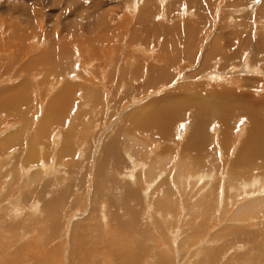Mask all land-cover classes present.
Segmentation results:
<instances>
[{
  "label": "rangeland",
  "instance_id": "rangeland-1",
  "mask_svg": "<svg viewBox=\"0 0 264 264\" xmlns=\"http://www.w3.org/2000/svg\"><path fill=\"white\" fill-rule=\"evenodd\" d=\"M263 79L264 0H0V264H264Z\"/></svg>",
  "mask_w": 264,
  "mask_h": 264
},
{
  "label": "bare ground",
  "instance_id": "bare-ground-1",
  "mask_svg": "<svg viewBox=\"0 0 264 264\" xmlns=\"http://www.w3.org/2000/svg\"><path fill=\"white\" fill-rule=\"evenodd\" d=\"M162 1V0H161ZM165 1V0H164ZM136 3V2H135ZM3 6V5H2ZM133 7V6H132ZM136 8V7H135ZM134 8V9H135ZM183 10V9H182ZM16 13V12H15ZM17 14V13H16ZM185 14V13H184ZM11 15V14H10ZM16 16V15H15ZM132 17V16H131ZM141 18V17H140ZM103 20V19H102ZM177 21V20H176ZM41 23V22H40ZM160 23V22H159ZM6 25V24H5ZM105 25V24H104ZM144 25V24H143ZM196 25V24H195ZM6 26H8V25H6ZM163 26H158V25H155V24H152V26H149V28H151V29H153L155 32H160V30L161 29H163L162 28ZM192 27H194V26H192ZM4 28V27H3ZM10 28V27H9ZM106 28V27H105ZM104 28V29H105ZM11 29H13V28H11ZM23 29V28H22ZM238 29V28H237ZM108 30V29H107ZM13 31H14V29H13ZM153 31V32H154ZM20 32V31H19ZM100 32H102V30L100 31ZM107 33V32H106ZM46 37L48 36V35H45ZM258 36V35H257ZM39 38L41 39V35H39ZM72 42H74V41H72ZM75 43V42H74ZM231 43V42H230ZM247 43V42H246ZM246 43H245V45H246ZM14 44V43H13ZM256 44V43H255ZM247 46V48L248 47H250V44H248V45H246ZM206 47V46H205ZM252 47V46H251ZM263 48V47H262ZM210 49V48H209ZM249 49V48H248ZM256 49H258L257 48V46H256ZM182 50V49H181ZM252 50V49H251ZM179 51V50H178ZM178 51H176V52H178ZM183 51V50H182ZM237 51V50H236ZM250 51V50H249ZM252 52L253 53H255L253 50H252ZM182 54V53H181ZM244 54H246V53H244ZM243 54V55H244ZM257 54H259V52H257ZM81 55V54H80ZM182 55H184V54H182ZM235 56V55H234ZM248 56V55H247ZM182 57V56H181ZM242 58V57H241ZM258 58V57H257ZM52 60H54V59H52ZM51 60V61H52ZM244 60V59H243ZM27 61V60H26ZM29 61H31V60H29ZM28 62V61H27ZM26 62V63H27ZM250 62V61H249ZM246 63V62H245ZM36 64V63H35ZM81 64H84V63H81ZM24 65H27V64H24ZM28 65H30L29 63H28ZM63 65V64H62ZM67 64H65V66H66ZM64 66V65H63ZM69 68H72L71 66H69L68 67V69ZM232 68V67H231ZM61 69H63V68H61ZM152 70V69H151ZM149 71V70H148ZM153 71V70H152ZM151 71V72H152ZM61 71H59V73H60ZM151 72L149 73V76L151 75ZM229 72V71H228ZM5 73V72H4ZM64 73V72H63ZM78 73H79V71H78ZM126 73V72H125ZM124 73V74H125ZM6 74V73H5ZM15 74V73H14ZM61 74V73H60ZM166 74V73H165ZM17 75V74H16ZM152 76H153V73H152V75L150 76L151 78H152ZM153 78H155V77H153ZM264 80V79H263ZM156 81V80H155ZM152 81H150V83H151ZM158 82V81H157ZM156 82V83H157ZM68 84V83H67ZM129 84V83H128ZM151 84H153V83H151ZM155 85V84H154ZM157 85V84H156ZM144 87V86H143ZM264 88V87H263ZM261 91V90H260ZM7 96V95H6ZM95 97V96H94ZM264 98V97H263ZM95 99V98H94ZM17 100V99H16ZM100 100H101V98H100ZM103 100V99H102ZM63 101V100H62ZM22 102V101H21ZM258 102V101H257ZM63 103V102H62ZM255 103V102H254ZM10 104V103H9ZM55 104V103H54ZM15 105V104H14ZM16 106V105H15ZM64 106H66V107H68L69 108V105L67 106V105H64ZM242 106H243V104H242ZM241 106V107H242ZM17 107V106H16ZM52 107V106H51ZM10 108V107H9ZM63 108V107H62ZM62 108H60V109H62ZM67 108V109H68ZM1 109V108H0ZM52 109V108H51ZM108 109V108H107ZM255 109V108H254ZM64 109H62V111H63ZM207 110V111H206ZM234 110V111H233ZM236 110V111H235ZM249 109H241L240 108V105L239 106H234V107H229V108H227V109H225V110H221V111H216V110H211V109H205V108H202V109H200L199 107H196V108H194L193 109V111H192V119L194 120V118H195V122L193 121V124L191 125V131L189 132V135L187 136V138L185 139V140H189L192 144H193V147L194 148H196L198 151H201V148L203 147V145H202V139H201V134H199V136H198V139L196 140L195 139V135L197 134L198 135V132H203V129H204V127L206 128V126L209 124V122H212V120L213 119H216L217 121H219V122H221L222 124H225L226 126H228L227 124H229L232 120L234 121V120H236V119H233L234 117H235V113L236 112H245V111H248ZM12 111H13V109H12ZM19 111V110H18ZM17 111V112H18ZM58 111H61V110H58ZM17 112L15 111V113L17 114ZM65 112V111H64ZM63 112V113H64ZM256 112H258V111H256ZM255 111H252V109L251 110H249L248 111V114L249 115H247L248 117H250L251 118V120H252V124H254L253 126H255V131H257L258 133H257V138H254L253 139V141H251L250 140V142H253L254 144H253V148L255 149V155H261L262 153H263V150H264V146H263V143H264V141H262V136H264L263 135V133H264V113H262L261 111H259L258 112V114H255L256 113ZM261 112V113H260ZM55 113V112H54ZM61 113V112H60ZM63 113H61V114H63ZM18 114H19V112H18ZM58 113H56V115H57ZM191 114V113H190ZM247 114V113H246ZM103 115V114H102ZM146 114H145V112L144 111H142L140 114L138 113V116H137V124H139V123H142L143 122V118H144V116H145ZM181 115V113H179V112H177V111H175V110H171V111H169L168 113H166V114H164L162 117H159V119H157V125H158V128H159V130L161 131L160 133H162V135L163 136H169L170 135V129L172 128V126L174 125V124H176V123H178V119L179 118H181L182 116H180ZM251 115V116H250ZM188 117H191V116H188ZM237 117V116H236ZM109 119V118H108ZM248 119V118H247ZM52 120V119H51ZM57 120V119H56ZM240 120V119H239ZM53 121H55V120H53ZM61 121V120H60ZM67 121V120H66ZM184 121V120H183ZM238 121V120H237ZM54 123H56V121L54 122ZM53 123V124H54ZM10 124V123H9ZM67 124V123H66ZM246 124V123H245ZM150 125H152V124H150ZM149 125V126H150ZM156 125V126H157ZM210 125V124H209ZM224 125V126H225ZM230 125V124H229ZM139 126V129L143 126V125H138ZM152 126H154V125H152ZM232 126V125H231ZM230 126V127H231ZM239 126V125H238ZM249 126V125H248ZM69 127V126H68ZM96 127V126H95ZM210 127V126H209ZM223 127V126H222ZM249 127H252L251 126V124H250V126ZM154 128V127H153ZM152 128V129H153ZM175 128H177V127H175ZM228 128V127H227ZM227 128H225L226 130L225 131H227ZM70 128H68V130H69ZM99 129V128H98ZM152 129H148L147 128V131L148 130H150V131H152ZM155 129V128H154ZM178 129V128H177ZM183 129V128H182ZM250 130H251V128H249ZM221 130H223V129H221ZM230 130H232V129H230ZM63 131V130H62ZM228 131H229V129H228ZM18 132V131H17ZM175 132V134H176V130L174 131ZM178 132V131H177ZM230 133H231V131H229ZM250 132V131H249ZM64 133H66V132H64ZM99 133V132H98ZM204 133V132H203ZM225 133V132H224ZM252 133H253V131H252ZM68 134V133H67ZM66 134V135H67ZM70 134V133H69ZM84 134V133H83ZM174 134V133H173ZM172 134V135H173ZM174 134V135H175ZM188 134V133H187ZM177 135V134H176ZM180 135H181V133H180ZM196 135V136H197ZM225 135V134H224ZM247 135V134H246ZM256 135V134H255ZM206 135H204V137H205ZM209 136V135H208ZM247 136H249V135H247ZM252 136H253V134H252ZM97 137V136H96ZM211 137H213V136H211ZM220 137V136H219ZM224 137V136H223ZM226 137V136H225ZM232 136H230V138H231ZM1 139V138H0ZM141 140V139H140ZM201 140V141H200ZM203 140H205V139H203ZM223 140V139H222ZM21 141V140H20ZM142 141V140H141ZM188 141V142H189ZM249 140H247V142H248ZM130 142V141H129ZM137 142V141H136ZM187 142V141H186ZM128 144V143H127ZM126 144V145H127ZM140 144V143H139ZM229 144V143H228ZM187 145H188V143H187ZM205 145V144H204ZM224 145V144H223ZM227 145V144H226ZM246 145H247V143H246ZM246 145H245V147H246ZM249 145V144H248ZM251 145V144H250ZM69 146V145H68ZM184 146H186V145H184ZM190 146V145H189ZM231 146H232V144H231ZM252 146V145H251ZM251 146H249V147H251ZM135 147V146H134ZM188 147V146H187ZM187 147H184L185 149H187ZM192 147V146H191ZM237 147V146H236ZM239 147H241V146H239ZM244 147V146H243ZM242 147V148H243ZM248 147V148H249ZM65 148V147H64ZM126 148H127V146H126ZM205 148V147H204ZM66 149V148H65ZM107 149V148H106ZM196 149H195V151H196ZM226 149H228V147L227 148H225V150ZM8 150V149H7ZM61 150V149H60ZM67 150V149H66ZM113 151H114V149H112ZM191 151H193L192 149H190ZM244 150V149H243ZM253 150V149H252ZM247 151V150H246ZM245 151V152H246ZM190 152V151H189ZM197 152V151H196ZM242 152V151H241ZM240 152V153H241ZM245 152H244V154H245ZM67 153V152H66ZM193 153H195V152H193ZM243 153V152H242ZM51 154V153H50ZM57 154H58V152H57ZM68 154H70V153H68ZM132 154V153H131ZM157 154V153H156ZM164 155V154H163ZM171 155V154H170ZM169 155V156H170ZM242 155V154H241ZM247 155H248V153H247ZM29 156V155H28ZM103 156V155H102ZM117 156V155H116ZM178 156V155H177ZM176 156V157H177ZM216 156V155H215ZM248 156H250V155H248ZM242 157H243V155H242ZM246 157V156H245ZM259 157V156H258ZM148 158V157H147ZM196 158V157H195ZM251 158V157H250ZM260 158H262V157H260ZM58 159V158H57ZM57 159H56V162H57ZM116 159V158H115ZM151 159V158H150ZM206 159V158H205ZM237 160H238V158H236ZM246 159V158H245ZM240 160V159H239ZM250 160V159H249ZM259 160H261V159H259ZM116 161V160H115ZM247 161V160H246ZM55 162V161H54ZM117 162V161H116ZM119 162V161H118ZM124 162V161H123ZM192 162V161H191ZM242 162V161H241ZM247 162H249V161H247ZM174 163V162H173ZM237 164H238V162H236ZM253 163H255V162H253ZM263 163V162H262ZM114 164V163H113ZM117 164H119V163H117ZM160 164H161V162H160ZM251 164V163H250ZM259 164V163H258ZM43 165H45V163L43 164ZM132 165V164H131ZM207 165V164H206ZM210 165V164H209ZM236 165V164H235ZM240 165V164H239ZM249 165V164H248ZM248 165H246V166H248ZM50 166V165H49ZM96 166V165H95ZM251 166H252V164H251ZM250 166V167H251ZM256 166V165H255ZM42 167V166H41ZM46 167V166H45ZM45 167H43V168H45ZM57 167V166H56ZM159 167V166H158ZM238 167V166H237ZM244 167H245V165H244ZM249 167V166H248ZM247 167V168H248ZM260 167V166H259ZM137 168V167H136ZM142 168V167H141ZM46 169V168H45ZM144 169V168H143ZM232 169H234V168H232ZM250 169V168H249ZM251 169H252V167H251ZM250 169V170H251ZM47 170V169H46ZM49 170H50V168H49ZM48 170V171H49ZM132 170V169H131ZM134 170V169H133ZM249 170V171H250ZM253 170V169H252ZM250 171L251 173H255V172H253V171ZM51 171V170H50ZM149 171V170H148ZM180 171V170H179ZM230 171V170H229ZM228 171V172H229ZM232 171V170H231ZM247 172H248V170H246ZM178 172V171H177ZM182 172V171H181ZM54 173V172H53ZM147 173V172H146ZM170 173H172V171L170 172ZM176 173V172H175ZM250 173V174H251ZM129 174V173H128ZM173 174V173H172ZM180 174V173H179ZM191 174V173H190ZM231 174V173H230ZM250 174H248V176H249V178H250ZM174 175V174H173ZM172 175V176H173ZM177 175V174H176ZM187 175H188V173H187ZM186 175V176H187ZM30 176V175H29ZM171 176V175H170ZM178 176H181V174L180 175H178ZM184 176V175H183ZM185 176V177H186ZM192 176H194V175H192ZM227 176H230V175H227ZM28 177V176H27ZM110 177V176H109ZM129 177H130V175H129ZM174 177H175V175H174ZM193 178V177H192ZM195 178V177H194ZM200 178V177H199ZM234 178V177H233ZM247 178V177H246ZM245 178V179H246ZM27 179V178H26ZM176 179H178V178H176ZM176 179H174V181H176ZM181 179V178H180ZM232 179V178H231ZM185 181L187 180V179H184ZM229 180V179H228ZM155 181V180H154ZM230 181V180H229ZM171 182V181H170ZM202 182V181H201ZM217 182V181H216ZM253 182V181H252ZM125 183V182H124ZM180 183H183V182H180ZM180 183H178V184H180ZM215 183V182H214ZM176 184H177V182H176ZM216 184V183H215ZM228 184V183H227ZM252 183H250V182H248V183H246L245 185H244V187L243 188H245V187H248V188H252V190H256L258 187V185H251ZM221 185V184H220ZM223 185H224V183H223ZM232 185H234V184H232ZM251 185V186H250ZM184 186V185H183ZM172 187H174V186H172ZM214 187V186H213ZM221 187V186H220ZM218 188V187H217ZM224 188V187H223ZM227 188V187H226ZM233 188V187H232ZM8 190V189H7ZM222 190V189H221ZM220 190V191H221ZM224 190V189H223ZM245 190V189H244ZM226 191V190H225ZM242 191H243V189H242ZM246 191H247V189H246ZM211 192V191H210ZM233 192V191H232ZM249 192H251V191H249ZM234 193V192H233ZM8 194V193H7ZM204 194V193H203ZM207 194V193H206ZM225 194V193H224ZM226 194H227V192H226ZM238 194H240V193H238ZM200 195H202V194H200ZM214 195H215V193H214ZM220 195V194H219ZM218 195V196H219ZM241 195H242V193H241ZM245 195H246V193H245ZM261 195H263L262 193H261ZM92 196V195H91ZM97 196V195H96ZM155 196V195H154ZM203 196V195H202ZM226 196V195H225ZM258 196V195H257ZM227 197V196H226ZM201 198V197H200ZM248 198V197H247ZM100 199V198H99ZM112 199V198H111ZM246 200V199H245ZM244 200V201H245ZM249 200H251V199H249ZM248 200V201H249ZM13 201V200H12ZM244 201H242V203L244 204L245 202ZM253 201V200H252ZM257 201H260V200H258L257 199ZM191 202V201H190ZM209 202V201H208ZM223 203H225V200H224V202ZM254 203V202H253ZM70 204V203H69ZM171 204V203H170ZM230 204V203H229ZM255 204V203H254ZM174 205V204H173ZM233 205V204H232ZM250 205V204H249ZM263 205V204H262ZM238 206V205H237ZM244 206H245V204H244ZM248 206V205H247ZM246 206V207H247ZM172 207V206H171ZM174 207V206H173ZM178 207V206H177ZM239 207V206H238ZM238 207H236L235 206V208H238ZM241 207V206H240ZM239 207V209H242V207L240 208ZM94 208V207H93ZM248 208H249V206H248ZM248 208H246V209H248ZM251 208V207H250ZM97 209V208H96ZM175 209V208H174ZM178 209V208H177ZM203 209V208H202ZM239 209H237V210H239ZM258 209H261V208H258ZM235 210V209H234ZM243 210V209H242ZM245 210V209H244ZM90 211H92V208H91V210ZM79 213V212H78ZM85 213V212H84ZM89 213V212H88ZM98 213V212H97ZM105 213V212H104ZM240 213V212H239ZM238 213V214H239ZM103 214V213H102ZM241 214V213H240ZM93 216V215H92ZM240 216V215H239ZM101 217V216H100ZM105 219V218H104ZM116 220V219H115ZM36 221V220H35ZM106 221V220H105ZM158 221V220H157ZM88 222V221H87ZM95 222V221H94ZM78 223V222H77ZM99 223V222H98ZM29 224V223H28ZM104 224V223H103ZM90 225V224H89ZM101 225V224H100ZM127 225H129V224H127ZM156 225V224H155ZM169 225V224H168ZM91 226V225H90ZM106 226V225H105ZM147 226V225H146ZM86 227V226H85ZM84 227V228H85ZM98 227V226H97ZM56 228V227H55ZM133 228V227H132ZM105 229V228H104ZM103 229V230H104ZM102 230V231H103ZM126 230V229H125ZM107 231V230H106ZM123 231V230H122ZM90 232V231H89ZM36 233V232H35ZM117 233V232H116ZM26 234V233H25ZM37 234V233H36ZM98 234H99V232H98ZM111 234V233H110ZM114 234V233H113ZM239 234V233H238ZM242 234V233H241ZM90 235V234H89ZM103 235V234H102ZM129 235V234H128ZM240 235V234H239ZM262 235H264V234H262ZM261 235V236H262ZM243 237V235H240V237ZM32 237V236H31ZM37 237V236H36ZM119 237V236H118ZM98 238V237H97ZM113 238H115V237H113ZM258 238H259V236H258ZM263 238V237H262ZM261 238V239H262ZM51 239V238H50ZM49 239V240H50ZM91 239V238H90ZM99 239V238H98ZM260 238H259V240L261 241H259L260 243H262V240H261ZM25 240V239H24ZM48 240V239H47ZM103 240V239H102ZM118 240H119V238H118ZM264 240V239H263ZM14 241V240H13ZM91 241V240H90ZM96 241H101V240H96ZM116 241V240H115ZM121 241V240H120ZM123 241V240H122ZM50 242V241H49ZM86 242H89L88 240H86ZM109 242V241H108ZM118 242V241H117ZM116 242V243H117ZM171 242V241H170ZM169 242V243H170ZM26 243V242H25ZM32 243V242H31ZM84 242H81V244L80 245H82V247H83V244ZM100 243V242H99ZM98 243V244H99ZM105 243V242H104ZM111 243H112V241H111ZM116 243H115V245L114 246H116ZM259 243V244H260ZM86 244V243H85ZM92 244H94V242L92 243ZM97 244V243H96ZM106 244H107V241H106ZM134 244V243H133ZM88 246H90V244H87ZM111 245V244H110ZM113 245V244H112ZM112 245H111V247L109 246V248H110V250H111V248H112ZM120 245V244H119ZM93 246V245H92ZM106 246V245H105ZM117 246H118V244H117ZM49 247V246H48ZM81 247V248H82ZM24 248V247H23ZM85 248V247H84ZM84 248H82V249H84ZM86 248H87V246H86ZM101 248H102V246H101ZM100 247L98 248V253L101 251H99V249H101ZM109 248H107L106 249V251L107 250H109ZM115 248V247H114ZM27 249V248H26ZM25 249V250H26ZM54 249V248H53ZM52 249V250H53ZM102 249H104V248H102ZM113 249V248H112ZM121 249V248H120ZM51 250V251H52ZM86 250V249H85ZM89 250V249H88ZM92 250V249H91ZM113 250H115V249H113ZM130 250V249H129ZM226 250V249H225ZM224 250V251H225ZM83 251V250H82ZM131 251V250H130ZM90 252V251H89ZM92 252H94L93 250H92ZM102 252V251H101ZM114 252H116V250L114 251ZM117 252H118V257H120L121 255H123L121 252V255H119L120 253H119V249H117ZM30 253V252H29ZM70 253V252H69ZM104 253V252H103ZM126 253H128V252H126ZM129 255V254H128ZM113 256V255H112ZM82 257H84V256H82ZM99 257V256H98ZM124 257V256H123ZM241 257V256H240ZM243 257V256H242ZM65 258V257H64ZM111 258V257H110ZM113 258V257H112ZM236 258V257H235ZM22 259V258H21ZM66 259V258H65ZM83 259V258H82ZM102 259V258H101ZM114 259V258H113ZM120 259V258H119ZM127 259V258H126ZM149 259V258H148ZM237 259V258H236ZM242 259V258H241ZM39 260V259H38ZM48 260V259H47ZM51 260V259H50ZM121 260V259H120ZM124 260H125V258H124ZM43 261V260H42ZM56 261V260H55ZM94 261V260H93ZM96 261H98V260H96ZM102 261V260H101ZM230 261V260H229ZM27 262V261H26ZM53 262V261H52ZM84 262V261H83ZM117 262H118V260H117ZM128 262V261H127ZM138 262V261H137ZM140 262V261H139ZM232 262V261H231ZM81 263V262H80ZM112 263H113V261H112ZM124 263H125V261H124ZM138 264V263H137ZM228 264V263H227ZM232 264H233V262H232Z\"/></svg>",
  "mask_w": 264,
  "mask_h": 264
}]
</instances>
